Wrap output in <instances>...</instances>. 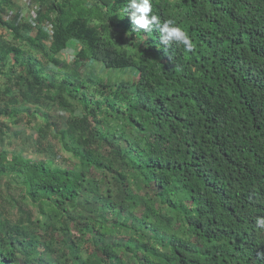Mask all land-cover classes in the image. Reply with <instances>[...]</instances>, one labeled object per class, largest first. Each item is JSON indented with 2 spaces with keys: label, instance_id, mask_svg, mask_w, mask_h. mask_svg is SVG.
Here are the masks:
<instances>
[{
  "label": "trees",
  "instance_id": "trees-1",
  "mask_svg": "<svg viewBox=\"0 0 264 264\" xmlns=\"http://www.w3.org/2000/svg\"><path fill=\"white\" fill-rule=\"evenodd\" d=\"M151 3L192 51L127 0H0V114L40 119L32 156L0 119V264H264V0Z\"/></svg>",
  "mask_w": 264,
  "mask_h": 264
},
{
  "label": "clouds",
  "instance_id": "clouds-1",
  "mask_svg": "<svg viewBox=\"0 0 264 264\" xmlns=\"http://www.w3.org/2000/svg\"><path fill=\"white\" fill-rule=\"evenodd\" d=\"M125 12L128 13L133 31L152 32L155 27L160 45L164 46L166 52L173 43L182 45L185 51L193 50L194 45L188 33L172 19L162 21L154 14L151 0H127ZM255 223L258 228L264 229V216L258 217Z\"/></svg>",
  "mask_w": 264,
  "mask_h": 264
},
{
  "label": "rangeland",
  "instance_id": "rangeland-1",
  "mask_svg": "<svg viewBox=\"0 0 264 264\" xmlns=\"http://www.w3.org/2000/svg\"><path fill=\"white\" fill-rule=\"evenodd\" d=\"M67 54H71L70 51H68ZM1 84L2 83L0 81V86H2ZM52 111L55 115H61V113L57 110ZM14 113L15 111L9 112L7 115L4 113L0 114V119L5 122L10 129L8 132L5 131V133H8L10 136L6 139L5 144L8 146L9 152L16 149L24 152L28 156H32L35 153L33 150L34 147L27 146L33 145V142L38 138V133L35 129H33V125L38 124L40 119H32V123L30 124V122L26 121L27 117H25L24 114L21 115L18 113L15 117L12 116ZM61 116H64V114L62 113ZM15 118L16 120H14ZM11 131H14L13 134ZM15 131L18 132V136H15ZM17 193H19L18 190L7 187L2 180L0 184V210L11 218L16 217L17 215L15 209L16 206H14L17 202Z\"/></svg>",
  "mask_w": 264,
  "mask_h": 264
},
{
  "label": "built area",
  "instance_id": "built-area-1",
  "mask_svg": "<svg viewBox=\"0 0 264 264\" xmlns=\"http://www.w3.org/2000/svg\"><path fill=\"white\" fill-rule=\"evenodd\" d=\"M28 19H29V22H30L32 25L35 24V18H34V14H33V13L30 14V16L28 17Z\"/></svg>",
  "mask_w": 264,
  "mask_h": 264
}]
</instances>
